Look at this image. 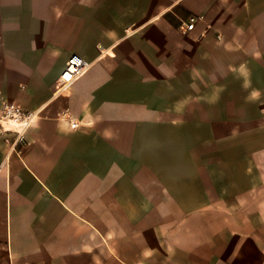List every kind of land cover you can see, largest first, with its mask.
<instances>
[{
    "label": "crops",
    "instance_id": "1",
    "mask_svg": "<svg viewBox=\"0 0 264 264\" xmlns=\"http://www.w3.org/2000/svg\"><path fill=\"white\" fill-rule=\"evenodd\" d=\"M2 101L0 264H264V0H0Z\"/></svg>",
    "mask_w": 264,
    "mask_h": 264
},
{
    "label": "built area",
    "instance_id": "2",
    "mask_svg": "<svg viewBox=\"0 0 264 264\" xmlns=\"http://www.w3.org/2000/svg\"><path fill=\"white\" fill-rule=\"evenodd\" d=\"M194 19H189L185 28L181 30L186 34L193 29ZM88 70V65L78 55H71L66 62L65 68L59 76L56 86V94L60 95ZM38 117L37 112L24 111L19 105L2 101L0 103V136L8 141V135L14 134L18 142L23 141L24 134L34 124ZM72 129L77 128V123L70 122Z\"/></svg>",
    "mask_w": 264,
    "mask_h": 264
}]
</instances>
